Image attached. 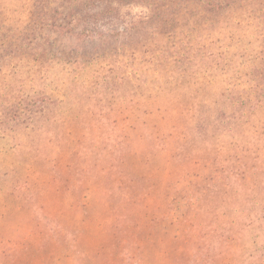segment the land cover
Listing matches in <instances>:
<instances>
[{
    "label": "rangeland",
    "instance_id": "rangeland-1",
    "mask_svg": "<svg viewBox=\"0 0 264 264\" xmlns=\"http://www.w3.org/2000/svg\"><path fill=\"white\" fill-rule=\"evenodd\" d=\"M209 1L0 0V264H264V0Z\"/></svg>",
    "mask_w": 264,
    "mask_h": 264
},
{
    "label": "trees",
    "instance_id": "trees-1",
    "mask_svg": "<svg viewBox=\"0 0 264 264\" xmlns=\"http://www.w3.org/2000/svg\"><path fill=\"white\" fill-rule=\"evenodd\" d=\"M92 3L93 4L95 3L94 0H92ZM84 4H83V7H84ZM205 9L207 11L219 12L221 10V6H219L217 3H214V1L211 0V1L206 3ZM112 11H113V9L107 6L106 8H104L103 12H98V13H95V14H92V15H91L89 10H83L82 15H83V18H88L89 17V20L92 19V18L94 20H96L100 16H102L104 13L111 14ZM79 20L80 19L76 20V22L73 23V24L70 21L66 22L65 24H61L59 26V28H58L59 33L60 34H69V35L79 39L80 35L85 33V27L81 31V34H80L79 30H77V29L80 28V25L78 24ZM89 22H90V24L88 26V29H89V31H91L90 28L93 27V24H91V20ZM234 109H236V110H232L233 112L230 115L221 113L220 116H225V118L227 120L241 118L243 116V112H241L240 108H234Z\"/></svg>",
    "mask_w": 264,
    "mask_h": 264
}]
</instances>
